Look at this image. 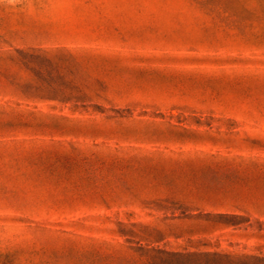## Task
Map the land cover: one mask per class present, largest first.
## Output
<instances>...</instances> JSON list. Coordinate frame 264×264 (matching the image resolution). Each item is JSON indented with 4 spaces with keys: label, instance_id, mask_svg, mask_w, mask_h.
Here are the masks:
<instances>
[{
    "label": "rangeland",
    "instance_id": "rangeland-1",
    "mask_svg": "<svg viewBox=\"0 0 264 264\" xmlns=\"http://www.w3.org/2000/svg\"><path fill=\"white\" fill-rule=\"evenodd\" d=\"M264 253V0H0V264Z\"/></svg>",
    "mask_w": 264,
    "mask_h": 264
},
{
    "label": "trees",
    "instance_id": "trees-1",
    "mask_svg": "<svg viewBox=\"0 0 264 264\" xmlns=\"http://www.w3.org/2000/svg\"><path fill=\"white\" fill-rule=\"evenodd\" d=\"M144 264H264V253L257 255L232 254L223 251L169 253L158 252L154 260Z\"/></svg>",
    "mask_w": 264,
    "mask_h": 264
}]
</instances>
